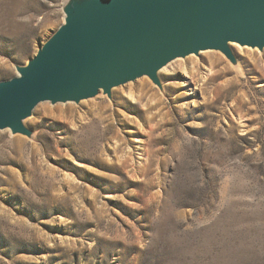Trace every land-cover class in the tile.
<instances>
[{"label": "rangeland", "instance_id": "374dc122", "mask_svg": "<svg viewBox=\"0 0 264 264\" xmlns=\"http://www.w3.org/2000/svg\"><path fill=\"white\" fill-rule=\"evenodd\" d=\"M62 3L0 0V81L62 24ZM230 47L240 72L204 51L172 62L160 88L142 77L39 104L33 139L0 131V264H264V49ZM101 102L129 119L120 140L80 130Z\"/></svg>", "mask_w": 264, "mask_h": 264}, {"label": "water", "instance_id": "95a60500", "mask_svg": "<svg viewBox=\"0 0 264 264\" xmlns=\"http://www.w3.org/2000/svg\"><path fill=\"white\" fill-rule=\"evenodd\" d=\"M63 22L16 76L0 81V131L33 139L25 121L41 103L111 96L200 52H220L240 72L231 44L264 49V0H63ZM163 89L160 91L162 92Z\"/></svg>", "mask_w": 264, "mask_h": 264}, {"label": "bare ground", "instance_id": "6f19581e", "mask_svg": "<svg viewBox=\"0 0 264 264\" xmlns=\"http://www.w3.org/2000/svg\"><path fill=\"white\" fill-rule=\"evenodd\" d=\"M244 54H248L247 51H244L243 52ZM206 61L210 62V63H219L218 59H215L213 58V56H210V55H206L205 56V59ZM176 63V62H175ZM175 63H171L169 65L171 66H167L168 68H163L159 71V76L163 75V76H167L168 77V74L171 73V72H175V69H174V64ZM179 67H182V65H179ZM171 76V75H170ZM160 78V77H159ZM140 89L143 90V91H146L147 93H151L150 94V97L154 100L155 104L157 105L158 108H162L163 107V102L162 100L160 99V97L153 91H151L149 88L147 89L146 85L143 84L140 86ZM175 88L172 87L171 85L169 86V91L170 92H174ZM119 93V98H118V107L119 108H124L130 112H132L133 114L135 115H140L141 114V109L139 106H137L136 104H130V106H127V102L125 103V100H124V95L122 92H118ZM127 96L128 97H131V99L133 98L132 97V94H131V91H128L127 92ZM176 101L179 100L178 97H175ZM123 100V101H122ZM90 111L95 109V111L97 113H94V118L92 121H90V123H88V125H82L80 126V130L82 131H86L87 134H88V142L89 141H94L96 138H95V132H98L96 130H93L94 127H95V124L96 126L100 127V132H101V137L103 138H108V139H112L113 136H115L116 139L120 140V138L118 137L119 136V129L118 131H115L114 130V127L116 126H125L129 119L126 117V115H122L121 111H118V110H113V111H110L109 108H108V105H106L104 102H101L99 103L98 105H92L90 106ZM88 109V110H89ZM45 111L47 110L46 108L44 109ZM116 117H118L119 119H116ZM95 120V122H93ZM27 124V121H25V125ZM117 128V127H116ZM119 128V127H118ZM114 133V134H112ZM1 134V133H0ZM15 144H20L21 143V140L20 139H15L13 141ZM108 143V142H107ZM109 144V143H108ZM17 146V145H16Z\"/></svg>", "mask_w": 264, "mask_h": 264}]
</instances>
